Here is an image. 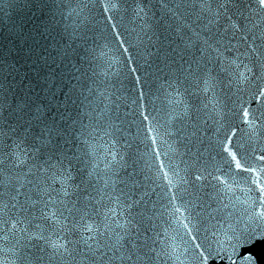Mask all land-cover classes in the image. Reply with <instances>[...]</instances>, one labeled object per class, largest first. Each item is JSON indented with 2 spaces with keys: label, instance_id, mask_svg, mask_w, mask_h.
I'll return each instance as SVG.
<instances>
[{
  "label": "snow or ice",
  "instance_id": "snow-or-ice-1",
  "mask_svg": "<svg viewBox=\"0 0 264 264\" xmlns=\"http://www.w3.org/2000/svg\"><path fill=\"white\" fill-rule=\"evenodd\" d=\"M0 12V264H237L264 238V0Z\"/></svg>",
  "mask_w": 264,
  "mask_h": 264
},
{
  "label": "water",
  "instance_id": "water-1",
  "mask_svg": "<svg viewBox=\"0 0 264 264\" xmlns=\"http://www.w3.org/2000/svg\"><path fill=\"white\" fill-rule=\"evenodd\" d=\"M12 2L17 3L18 5H23L24 3H26V0H12ZM151 2L153 4H155L157 2V0H151ZM27 13V14H26ZM31 13L27 12L26 9L24 8H20L17 13L13 16V20H15L16 22H19L21 20V18L27 19L28 16H30ZM7 24L9 27H11V22L9 21V19L7 17H4L3 13L0 12V25H4ZM9 61L13 60L15 57V53H13L12 56H8L6 57ZM5 59V56L0 53V60ZM150 60H152L153 58L150 57ZM24 61L21 59L20 63H23ZM24 69H21V71H23ZM125 86L126 88H131L132 85L129 81H125ZM152 88L154 90L155 85L150 81L146 86H145V92L146 94H148L149 89ZM150 99V97L148 95H146V102L147 100ZM157 106H159L160 101L157 100L156 101ZM123 111V109H122ZM209 135L211 134V132L208 133ZM248 174L247 173H241L240 176L238 177V179L240 180V186L237 187L235 189V195L237 197L240 198V202L237 204L238 208H245L247 207V205L244 203V201L247 200L249 195H253V193H246L245 191H243L242 189L246 188L247 185L244 184L243 182V177H246ZM253 188L255 187L254 185L252 186ZM255 195H258V193H255ZM251 235H256V233H250ZM245 255H252L254 258V264H264V238H258L253 240V242L249 245H244L243 247H241L239 249V254L236 257L237 259V264H241L242 258ZM217 264H221V262L217 261ZM224 264H227V261L224 262Z\"/></svg>",
  "mask_w": 264,
  "mask_h": 264
}]
</instances>
